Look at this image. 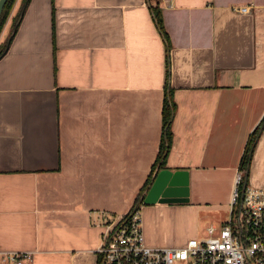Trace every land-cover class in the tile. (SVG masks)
Returning <instances> with one entry per match:
<instances>
[{"label":"crops","instance_id":"crops-1","mask_svg":"<svg viewBox=\"0 0 264 264\" xmlns=\"http://www.w3.org/2000/svg\"><path fill=\"white\" fill-rule=\"evenodd\" d=\"M0 46V252L98 264L104 228L136 208L147 243L180 246L194 232L159 235L166 215L218 225L240 170L264 186V128L243 166L264 117V0H16ZM160 170L187 173L188 202H142Z\"/></svg>","mask_w":264,"mask_h":264},{"label":"built area","instance_id":"built-area-1","mask_svg":"<svg viewBox=\"0 0 264 264\" xmlns=\"http://www.w3.org/2000/svg\"><path fill=\"white\" fill-rule=\"evenodd\" d=\"M96 253L98 264H264V186L249 183L240 170L229 218L208 225L206 236L189 238L180 246L147 243L140 208L133 209L104 228ZM27 259L30 253L0 252V264H24Z\"/></svg>","mask_w":264,"mask_h":264},{"label":"water","instance_id":"water-1","mask_svg":"<svg viewBox=\"0 0 264 264\" xmlns=\"http://www.w3.org/2000/svg\"><path fill=\"white\" fill-rule=\"evenodd\" d=\"M8 0H0V17ZM17 26L15 28V31ZM187 173L170 170H160L150 188L144 194L142 202L145 204L155 203H183L189 201V186Z\"/></svg>","mask_w":264,"mask_h":264},{"label":"trees","instance_id":"trees-1","mask_svg":"<svg viewBox=\"0 0 264 264\" xmlns=\"http://www.w3.org/2000/svg\"><path fill=\"white\" fill-rule=\"evenodd\" d=\"M15 2H16V0H8L7 3L5 4L4 10H3L2 15L0 17V34L2 32V29L6 23L9 15H10V13H11V10L13 9ZM153 13H154V17H155V20H156V23H157L159 29L161 30L163 35H165L167 37V34L164 30V24H163L161 11L159 10L158 7L155 6V7H153ZM2 52L3 51L0 52V55L2 54ZM169 66H170V64H169ZM170 72L171 71H169V74H170ZM169 76H171V74ZM169 87H170V84H169ZM171 89L172 88L170 87L169 94L171 92ZM170 102L171 101L167 97V100L165 101V108L163 111V113H164V135H163V142H162L161 151H160V160L163 159L161 162V166H164V164H165V160H166V157H167V155L171 149L172 139H173L171 124H172V118H173L174 103H170ZM263 128H264V117L261 120V122L259 123V125L252 132V134L250 135V138L248 140L247 148H246V151H245V154L243 157V166L245 167L246 170H247L249 163L251 162L252 151L254 150L255 143H256V141L259 137V134Z\"/></svg>","mask_w":264,"mask_h":264},{"label":"rangeland","instance_id":"rangeland-1","mask_svg":"<svg viewBox=\"0 0 264 264\" xmlns=\"http://www.w3.org/2000/svg\"><path fill=\"white\" fill-rule=\"evenodd\" d=\"M3 49H4V47L0 46V52L3 51ZM229 215H230V212H226V214L223 215V218H225V220H227L229 218ZM165 218L166 219L164 221H160L161 224H159L158 226L156 225V232H158V234L162 235V236L169 235L168 237H170L171 235H178L179 238H178V236H176L177 239L184 237L185 232H189L192 230H193L194 236L196 238H201L203 236H206V222L210 221V220H208L209 218L207 216H205V217L200 216L198 223L193 224L190 227L189 225H184V224L174 225L172 223V221L170 219H168L167 215L165 216ZM218 225H220V224H218Z\"/></svg>","mask_w":264,"mask_h":264}]
</instances>
